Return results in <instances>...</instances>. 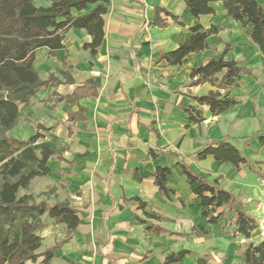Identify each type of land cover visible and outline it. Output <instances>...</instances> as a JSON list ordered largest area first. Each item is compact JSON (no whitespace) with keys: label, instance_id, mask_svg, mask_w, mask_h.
<instances>
[{"label":"crops","instance_id":"0c3cea01","mask_svg":"<svg viewBox=\"0 0 264 264\" xmlns=\"http://www.w3.org/2000/svg\"><path fill=\"white\" fill-rule=\"evenodd\" d=\"M108 1L104 38L95 56L83 49L91 37L79 29L64 34L63 49L55 55L46 49L36 54L34 67L41 78L53 74L63 81L68 75L78 84L91 77L98 90L97 96L78 102L85 110L84 119L74 123L68 121L69 105L54 103L52 88L39 92L25 110L37 118L36 129L39 125L52 127L48 132L39 131L43 137L37 148H51L60 158L51 157L49 174L32 181L39 188L32 190L31 182L22 195L37 197L54 187L53 193L43 196L48 204L68 198L78 212L77 232L54 252L51 264H162L168 254L180 250L190 254L177 264H196L205 255L210 257L208 264H214L219 261L213 250L219 246L221 234L230 236L222 230L227 213L220 217V225V218L215 225L209 224L178 164L185 163L209 181L218 178L219 185L250 215L249 203L264 201V188L259 184L264 179L260 176H264V164L258 172L251 163L255 156L264 163V146L258 142L264 136V65L251 40L252 27L226 17L221 1L212 4L214 16L199 18L187 13L184 0ZM36 3L48 5L43 0ZM259 3L264 6V0ZM93 8L88 6L80 14ZM157 9L178 17L182 25L164 13L158 17L165 26L154 25ZM196 26L216 29L207 39L208 49L188 55L178 66L167 65L162 55L175 50ZM227 44L231 49L224 60L241 62L252 74L241 75L237 86L227 90L239 103L213 116L207 106L191 97L217 89L209 83L189 86L190 73L217 59ZM39 54L45 63L37 59ZM63 91V85L54 89L59 94ZM190 107L201 112L200 122L189 120L186 111ZM70 109L76 112L78 106ZM223 137L247 158L249 166L237 170L211 157L194 158L204 145ZM158 167L170 169L167 188L173 193L169 198L155 186ZM140 202L144 208L139 207ZM236 207L234 212L239 210ZM43 221L44 228L36 232L42 239L38 252L62 241L67 232L64 224ZM195 227L207 235L191 234ZM242 245H228V264L237 253L242 256ZM41 261L42 257L25 264Z\"/></svg>","mask_w":264,"mask_h":264},{"label":"trees","instance_id":"16d2710c","mask_svg":"<svg viewBox=\"0 0 264 264\" xmlns=\"http://www.w3.org/2000/svg\"><path fill=\"white\" fill-rule=\"evenodd\" d=\"M47 6H38L36 0H0V264L35 263L42 257V264H51L54 252L71 240L77 232L79 217L68 198L62 202L48 204L46 199H39L33 194L19 195L29 189L31 182L49 174V159L60 155L48 147L35 148V143L43 137L39 132H48L51 126H37L36 132L28 139L16 138L9 133L19 124L21 115L37 98L41 91L52 88L54 103L69 105L68 121L84 119L85 110L78 105L84 98L97 96L98 85L90 77L82 83H75L70 77L58 80L53 74L43 79L35 70L36 54L43 49L55 55L63 49L64 34L70 29L84 30L91 37V42L83 45L91 56H95L104 38V18L108 13V0H43ZM221 1L226 17L239 22L243 27H252L251 40L257 46L264 65V6L259 0H184L187 13L194 18L212 15V4ZM88 6L94 8L86 14L80 12ZM164 13L178 25L180 19L173 14L157 9L153 24L165 26L158 15ZM216 34L214 27L202 29L199 26L190 29V35L161 59L169 66H178L190 54L208 49L207 39ZM225 45L217 59L210 60L191 70L189 86L209 83L217 91H209L191 99L200 106H207L213 116L224 113L229 107L239 102L231 98L229 87H236L241 75H251L252 71L241 62L225 61V54L230 51ZM218 75H221L220 78ZM63 85L59 94L54 89ZM71 86V88H70ZM223 90L221 94L219 91ZM78 106L76 112L70 108ZM191 122L202 120L201 112L196 108L186 111ZM264 146V136L258 138ZM174 158L177 155L172 154ZM211 157L215 162L230 163L235 169L249 166L247 158L225 137L211 141L194 153L197 161ZM186 177L189 190L199 201L202 217L211 225L219 218L239 210L222 226L226 235L232 239L242 238L243 264H264V239L254 243L250 241L252 233L258 229L259 222L246 212L241 203L219 185V179L209 181L198 176L185 163L178 164ZM170 169L158 167L154 174V183L159 192L169 198L172 190L167 188ZM55 188H49L42 196L51 194ZM140 202L139 207L144 208ZM223 210L224 212H221ZM43 218L52 220L53 225L64 224L67 232L64 239L50 248L38 252L42 239L36 234L44 228ZM193 235L206 236L207 231L195 227ZM190 251L180 250L168 254L162 264L181 263ZM210 257L205 255L197 259L196 264H208Z\"/></svg>","mask_w":264,"mask_h":264},{"label":"rangeland","instance_id":"374dc122","mask_svg":"<svg viewBox=\"0 0 264 264\" xmlns=\"http://www.w3.org/2000/svg\"><path fill=\"white\" fill-rule=\"evenodd\" d=\"M37 59L41 62H46L45 57L41 56V54L38 55ZM42 66V65H40ZM39 67V65H38ZM263 119V126H264V117ZM36 125H37V118L33 115H30L26 112H24L21 115V120L19 122V124L9 133L10 135L16 137V138H20V139H28L31 135H33L36 132ZM41 140H39L38 142L35 143L34 147L37 148L39 143ZM38 143V144H37ZM251 163L253 165V168L255 170H257L258 172H262L263 169V161H261V159H259L257 156L251 158ZM262 177H264L263 175H260ZM262 181L264 182V179L259 180V184L260 186H262L264 188V184H262ZM38 185H35L32 182V190L36 191L37 190ZM29 192V191H28ZM23 193H27L26 191H20L19 195H22ZM40 199H44L43 196L40 194L38 195ZM249 205L251 206L250 209H248V211H251V214L258 220L259 222V227L258 229H256L252 235H251V239L250 241L256 243L262 239H264V201H261L260 199L258 200H253L251 203H249ZM238 208L236 207L235 210H237ZM235 216L234 212H228L225 216V221L224 224L228 225L229 227V222L228 220L233 218ZM45 220H47L45 218ZM222 223V218H220L219 220V225ZM243 239L242 238H237L236 240L231 239L230 236H223L221 234V239L219 242V246H217L213 252L216 254V256L218 257V262L216 261L214 264H228V256H227V248L228 245H237L239 246L240 244L242 245L243 243ZM227 243V244H226ZM211 251V249L209 250V252ZM54 264H59L57 261ZM230 264H243V259L242 256L239 255L238 253L236 254L234 260L230 263Z\"/></svg>","mask_w":264,"mask_h":264},{"label":"built area","instance_id":"2783aa9c","mask_svg":"<svg viewBox=\"0 0 264 264\" xmlns=\"http://www.w3.org/2000/svg\"><path fill=\"white\" fill-rule=\"evenodd\" d=\"M262 184H264V182L262 181Z\"/></svg>","mask_w":264,"mask_h":264}]
</instances>
